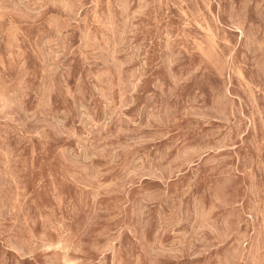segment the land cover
Wrapping results in <instances>:
<instances>
[{"label":"rangeland","instance_id":"rangeland-1","mask_svg":"<svg viewBox=\"0 0 264 264\" xmlns=\"http://www.w3.org/2000/svg\"><path fill=\"white\" fill-rule=\"evenodd\" d=\"M0 264H264V0H0Z\"/></svg>","mask_w":264,"mask_h":264}]
</instances>
